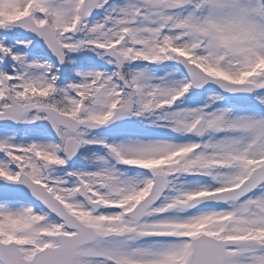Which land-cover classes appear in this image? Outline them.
Masks as SVG:
<instances>
[{"label": "snow or ice", "instance_id": "obj_1", "mask_svg": "<svg viewBox=\"0 0 264 264\" xmlns=\"http://www.w3.org/2000/svg\"><path fill=\"white\" fill-rule=\"evenodd\" d=\"M0 264H264V0H0Z\"/></svg>", "mask_w": 264, "mask_h": 264}]
</instances>
